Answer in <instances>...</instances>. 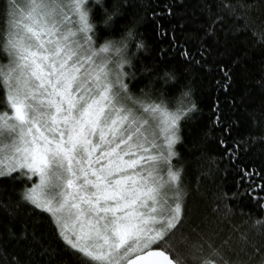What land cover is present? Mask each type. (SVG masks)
Here are the masks:
<instances>
[{"label":"snow or ice","instance_id":"snow-or-ice-1","mask_svg":"<svg viewBox=\"0 0 264 264\" xmlns=\"http://www.w3.org/2000/svg\"><path fill=\"white\" fill-rule=\"evenodd\" d=\"M96 4L103 7V0L91 6L89 0H30L26 13L11 0L5 8L3 51L9 64L0 75L13 114L0 113V176H39L23 199L51 213L79 264H184L170 255V239L182 226L188 193L182 187L183 169L174 170L171 160L177 156L181 121L191 120L198 106L184 84L180 104L169 108L176 97L166 98L164 89L179 83L175 67L145 68L141 75L148 82L140 91L148 100H134L129 81H137L136 71L126 72L125 66L133 69V59H139L135 53L128 56L131 42L137 53L148 51L135 28L139 21L133 15L119 40L107 39L97 47ZM221 4L209 5L210 13L220 7L211 35L227 16L242 22L240 33L251 31L264 41V19L257 27L251 16L264 10V0ZM125 7L135 5L115 0L111 9L104 7V26L111 27ZM206 51L197 53L201 60L187 51L181 54L186 63L201 66ZM225 76L230 79L226 71ZM159 134L163 145L157 142ZM253 174L264 180V173ZM258 187L264 191V184ZM256 224L264 229V221ZM241 239L243 246L230 249L227 259L217 261L220 249H214L203 264H264V241L257 246L247 235Z\"/></svg>","mask_w":264,"mask_h":264},{"label":"trees","instance_id":"trees-1","mask_svg":"<svg viewBox=\"0 0 264 264\" xmlns=\"http://www.w3.org/2000/svg\"><path fill=\"white\" fill-rule=\"evenodd\" d=\"M10 2L0 0L2 71L9 64L3 34L5 8ZM114 2L103 0V7H92V22L98 33L94 39L97 47L107 39L119 40L124 26L133 23V15L139 21L135 28L148 51L137 53L136 42L129 44L128 56L135 53L139 57L133 59V69L125 66L126 72L136 71L137 75L136 82L129 81L133 99L148 100L140 91L148 82L141 75L145 68L162 71L175 67L180 81L164 89L166 98L176 97L169 108L174 110L180 104L181 85L188 84L199 109L191 120L181 121V139L174 147L177 156L171 160L174 170L183 169L182 187L188 195L182 226L170 239V255L184 264H203L214 249H220L217 261L221 256L227 259L232 255L230 249L243 246L242 235L259 246L264 241L260 235L264 229L256 221H264V200L258 203L257 198L264 197L258 187L264 180L249 173H264V87L260 86L264 81V41L251 31L240 33L242 22L227 16L225 25H217L216 34L211 35L210 26L216 19L213 14L223 6L221 0H129L135 7H125L123 15H115L111 27H105L103 8L111 9ZM234 2L223 0V4ZM209 5L220 7H212L210 13ZM262 13L264 10L251 13L257 27L264 19ZM204 48L208 51L203 52L206 59L201 66L186 63L181 54L187 51L201 60L197 53ZM162 51L167 52L166 57ZM9 109L0 75V113ZM35 183L37 176L31 180L19 173L0 176V264H15L17 259L20 264H79L78 256L60 237L51 213L23 199L25 189Z\"/></svg>","mask_w":264,"mask_h":264},{"label":"rangeland","instance_id":"rangeland-1","mask_svg":"<svg viewBox=\"0 0 264 264\" xmlns=\"http://www.w3.org/2000/svg\"><path fill=\"white\" fill-rule=\"evenodd\" d=\"M15 2H16V4L19 6L20 9H23V10H24L25 13L28 11V5H29L30 0H15ZM64 2L67 3L68 0H64ZM5 71H7V66H6V68H5ZM129 106H130V107H134V108H136L137 111H138V114H140L137 105H133L131 102H129ZM6 112H8L10 116L13 114L11 109H9V110L6 111ZM8 142H9V141H8L7 139H5L4 143H8ZM157 142H158L159 144L163 145V143H164V140H163V134H159V135H158ZM4 162H5V164H7V160H5ZM160 167H161V174H162V175H166V171H167L166 166H165L163 163H161V166H160ZM38 183H39V176L37 175V183H35V184H38ZM35 184H34V185H35ZM168 195L171 196L172 193L169 192Z\"/></svg>","mask_w":264,"mask_h":264}]
</instances>
